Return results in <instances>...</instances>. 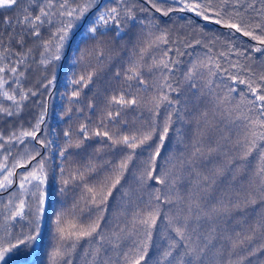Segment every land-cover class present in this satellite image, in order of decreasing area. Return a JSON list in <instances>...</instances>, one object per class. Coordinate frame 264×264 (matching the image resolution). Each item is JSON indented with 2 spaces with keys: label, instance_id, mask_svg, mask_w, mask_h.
I'll return each mask as SVG.
<instances>
[{
  "label": "snow or ice",
  "instance_id": "6c2138e0",
  "mask_svg": "<svg viewBox=\"0 0 264 264\" xmlns=\"http://www.w3.org/2000/svg\"><path fill=\"white\" fill-rule=\"evenodd\" d=\"M262 57L264 0H0V264H264Z\"/></svg>",
  "mask_w": 264,
  "mask_h": 264
},
{
  "label": "trees",
  "instance_id": "16d2710c",
  "mask_svg": "<svg viewBox=\"0 0 264 264\" xmlns=\"http://www.w3.org/2000/svg\"><path fill=\"white\" fill-rule=\"evenodd\" d=\"M3 15H13V13H3ZM177 15H179V14H177ZM175 18H176V16H173V19H175ZM196 23L198 24L199 27L206 29L209 33H211V32L226 33V30L220 29L216 25L208 24V23H205L203 21H199L198 19L196 20ZM244 40L246 41L247 38H244ZM238 43H239V38H238ZM252 43H255V42H252ZM80 47L83 48L84 45L81 44ZM71 55H72V53L69 52V56L70 57H71ZM262 58H264V57H262ZM112 70L115 71L114 68ZM73 73H75L77 76H79L80 73H81V66L80 65L72 66L70 60L66 61L65 64H64L63 69L61 70L60 80H59L58 85H57L58 91H57L56 95L51 98V101H50V103L52 105L56 106L55 107L56 117H53L51 115H49L47 117L46 124H47L48 128H51V129H57L58 128L60 130H63L65 127L68 126L69 122H67V121L61 122L58 119V116H59L62 108L67 105V95H65L62 98L60 94L61 93H69L72 90L68 86V78L71 77ZM104 75H107V76L110 77V73H108L107 70H105ZM38 77H39V72L32 73L31 76H30L31 83H35V81L38 79ZM105 86H106V84H105L103 78H101V79H97L89 87L84 88V93H83L82 98H81L82 101H83V104L86 106L88 100L89 99H93L98 91L100 92L101 97L103 95H105L106 93H104L102 91V88L105 87ZM46 95L47 94H45V96ZM97 102L99 103V101H97ZM4 103L7 105L10 102L4 101ZM36 111H38V109H34L33 105L31 103H29L28 108L23 113V120L25 122H27L30 119H32V117H33V115H34V113ZM93 120H95V116H93ZM12 123H19V121L4 122V121L0 120V131L4 132L6 134ZM71 123L74 124V125L79 123V120L76 118L75 115H74L73 120L71 121ZM45 132L47 134V128L45 129ZM42 138H47V136H42ZM96 146H98V145L93 144L92 147H89L87 149V153H92L94 147H96ZM13 151H15V149ZM2 156H3V152L0 151V157H2ZM146 156H147V152H145L143 154V156L140 157V158L143 159V158H146ZM81 157H83V159H81ZM70 159L76 161V164L84 163L87 160V154L81 153L80 157H70ZM103 159H112V157L105 156ZM118 159H119L118 156L115 157V160L118 161ZM49 163H51V161H49ZM56 163H60L59 159H57ZM76 164H74L73 167H75ZM15 190L16 189H13V191H15ZM71 195L72 194L69 193L70 197H71ZM25 198L26 199H30V197H25ZM7 199H8L7 195H0V207H2L3 203L7 202ZM69 203H71V199L69 200ZM0 222H2V217H0ZM19 230H20L19 227H17L16 231H19ZM49 232H50V228H49L48 225H46L45 226L46 243H54V241H51ZM0 235H2V233H0ZM40 259L41 260L44 259L43 253L41 254ZM253 264H257V262L254 261Z\"/></svg>",
  "mask_w": 264,
  "mask_h": 264
}]
</instances>
